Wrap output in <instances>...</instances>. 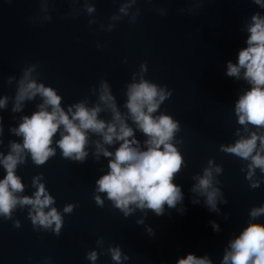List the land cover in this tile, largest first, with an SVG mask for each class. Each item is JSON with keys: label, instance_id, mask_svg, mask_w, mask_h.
<instances>
[{"label": "water", "instance_id": "water-1", "mask_svg": "<svg viewBox=\"0 0 264 264\" xmlns=\"http://www.w3.org/2000/svg\"><path fill=\"white\" fill-rule=\"evenodd\" d=\"M257 15L264 18L256 0H0V100H6L0 157L13 143L23 144L14 129L45 103L37 93L14 110L22 81L52 88L66 113L77 104L99 107L106 124L115 122L101 100L107 85L138 146L147 150L149 137L126 107L130 86L147 81L165 93L152 115L178 122L171 142L183 158L173 177L183 198L174 207L165 203L157 214L130 204L126 214L97 190L113 159L98 145L115 153L123 141L106 144L88 130L87 155L75 160L57 143L61 125L50 145L54 155L36 164L25 150L15 169L23 184L17 197H34L38 179L53 198L44 211L60 214L59 233L55 223L34 224L32 205L17 203L9 215L0 214V264H178L189 253L223 264L232 240L249 224H264V213L251 216L264 207V171L251 167V157L225 151L256 134V155L264 136V126L239 123L236 103L252 87L244 70L239 78L227 75L228 62L236 64L248 46ZM206 170L212 172L207 191L217 193L214 210L207 192L196 187ZM6 174L0 164V180Z\"/></svg>", "mask_w": 264, "mask_h": 264}, {"label": "clouds", "instance_id": "clouds-1", "mask_svg": "<svg viewBox=\"0 0 264 264\" xmlns=\"http://www.w3.org/2000/svg\"><path fill=\"white\" fill-rule=\"evenodd\" d=\"M256 3L264 6V0H256ZM252 20L253 23L248 28V46L240 50L236 64L228 62L227 75L239 78L243 69L244 78L252 85L236 103L239 123L264 126V18L257 15L253 16ZM37 93L45 98L44 105L31 117H25L19 128L14 129L17 135L23 136V144L13 143L11 153L0 157V164L7 173L4 179L0 180V214L9 215L17 203L29 204L34 210V224L48 228L55 223V230L59 233L62 223L60 214L55 208L44 211L54 202L53 198L46 192L44 185L38 183V179L34 181V184L38 185L34 197H17L15 193L23 190V184L15 174V169L18 163L23 162L22 153L25 150L31 153L36 164H43L54 155L55 149L50 145L61 125L63 131L57 143L65 157L75 160H83L87 155L85 145L88 130L101 134L106 144L123 141L115 153L98 145L99 151L105 156H112L113 159L109 162L110 171L97 181V190L107 192L108 198L113 200L117 207L125 210L126 214L131 211L130 204L151 208L160 214L165 203L174 207L183 198L180 187L173 183L174 174L179 172L183 163L181 154L171 142L179 124L170 116L152 115L165 99L162 89L158 91L156 85L142 81L131 85L128 91L126 107L137 128L149 137L145 141L147 150L143 151L134 138L133 129L117 110L107 85L104 86L101 100L113 110L115 121L107 124L98 119V113L101 111L99 107L90 109L84 104H77L74 106L75 111L69 108L66 113L60 106L61 97L52 88L37 85L35 82H21L14 110H19L20 101L31 99ZM5 103L6 100H0V107ZM46 105L51 106V111ZM257 139V135L253 134L250 138L241 139L234 146L227 147L225 151L244 159L251 157V167H260L264 171V156L260 155V152H264V136L259 137L260 150L256 155H252L257 149ZM216 170L219 171V168ZM211 177V170H206L196 187L207 192V205L214 210L217 193L215 190L207 191L211 185ZM97 200L99 201V197ZM71 208L72 206H68L65 211H71ZM261 213H264V207L254 209L251 216L256 217ZM89 258L94 261L96 253L93 252ZM112 258L121 260L119 249L112 250ZM178 264H211V261L207 257L200 258L189 253L186 258L179 259ZM223 264H264V224L251 223L232 240Z\"/></svg>", "mask_w": 264, "mask_h": 264}]
</instances>
